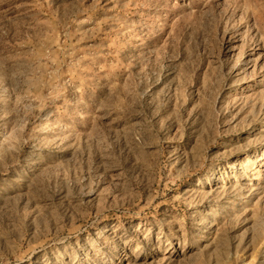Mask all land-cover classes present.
<instances>
[{
  "label": "rangeland",
  "instance_id": "374dc122",
  "mask_svg": "<svg viewBox=\"0 0 264 264\" xmlns=\"http://www.w3.org/2000/svg\"><path fill=\"white\" fill-rule=\"evenodd\" d=\"M0 264H264V0H0Z\"/></svg>",
  "mask_w": 264,
  "mask_h": 264
}]
</instances>
